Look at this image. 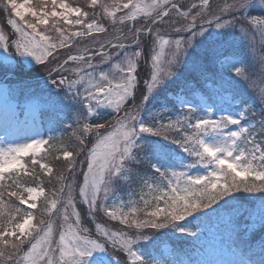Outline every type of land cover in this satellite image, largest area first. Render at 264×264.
Wrapping results in <instances>:
<instances>
[{"label":"snow or ice","instance_id":"6c2138e0","mask_svg":"<svg viewBox=\"0 0 264 264\" xmlns=\"http://www.w3.org/2000/svg\"><path fill=\"white\" fill-rule=\"evenodd\" d=\"M0 13L5 116L74 141L0 146V264H175L155 259V233L199 239L203 223L184 222L210 213L247 257L229 264H264V0H0ZM209 81L231 103L191 104Z\"/></svg>","mask_w":264,"mask_h":264},{"label":"rangeland","instance_id":"374dc122","mask_svg":"<svg viewBox=\"0 0 264 264\" xmlns=\"http://www.w3.org/2000/svg\"><path fill=\"white\" fill-rule=\"evenodd\" d=\"M183 1L187 2L189 0H181V2ZM89 2L90 0H81L80 6L87 9V5ZM104 2L111 4L112 0H104ZM89 11L91 14V10ZM1 14L2 13H0V23H3L6 20L7 14H5L3 17H1ZM119 15H122V13L117 12V16ZM166 25L168 26V24L162 26L164 32L170 33L173 37H175L176 33L172 32V29H166ZM209 30L211 31L212 29L210 28ZM118 34H119V29H117V31L109 32L108 34L105 35L104 38L112 39L115 38V36H117ZM89 42H91V38H89ZM81 46H83V44ZM236 46H239V41L235 43L234 47ZM32 68L38 69L41 75V71H42L41 66L35 65L33 63L26 70L31 71ZM3 75H4L3 69L0 68V81L3 80ZM167 95L169 100L172 99L173 101H175V95L171 94V92H168ZM187 98L191 104L197 105L201 108L205 106L212 107L213 105L219 107L221 104H224L226 102L231 103L230 97H228V95H225L222 99V97L215 96V94L209 95L208 93L203 91H197L195 93H192ZM241 107L244 106L241 105ZM177 108H179L178 103H177ZM213 110L215 111V108H213ZM153 111L157 112L158 109H153ZM217 115H219L218 112ZM111 117L112 114L110 110H108L103 112L100 119L109 120L111 119ZM48 125L49 127L45 129L44 127H47L46 121L41 123L40 118L37 117L36 121L34 122L31 115L22 116L20 117L19 121H17L11 115H8L6 117L3 108V101L0 100V146L7 145L9 143H23L28 141L29 138L33 136H35L36 138H44V139L53 137L55 138L54 142H56L60 140L61 137L64 140V138L69 132V130L66 129L61 124L48 122ZM71 142L74 143V141ZM121 190L120 192L124 191V193H118V195L127 199L126 196L127 189L125 188L123 190L122 188ZM237 195L247 196V194H237ZM185 225L186 227L195 230V228L191 226L189 223L188 224L185 223ZM204 230L205 232L203 234H200L198 232V236L200 237L199 239L181 233L173 234L174 238L178 240L186 241V243H189V245H194L192 247L194 251L193 253V257L195 258L194 260H191L193 257H185V256H180L179 258H175L173 256L171 246L168 244H164L161 247L160 252L154 251L153 254L155 256V259L160 261H175V264H229V262L234 261L235 259L233 258V250L227 244L226 238H223L220 231L216 230V228H210V227ZM160 231L166 232V229ZM190 240H194V242Z\"/></svg>","mask_w":264,"mask_h":264},{"label":"trees","instance_id":"16d2710c","mask_svg":"<svg viewBox=\"0 0 264 264\" xmlns=\"http://www.w3.org/2000/svg\"><path fill=\"white\" fill-rule=\"evenodd\" d=\"M197 1L198 0H189L187 2H184L183 1L182 3H185L187 5H190L192 2H197ZM69 2L80 6L81 0H69ZM5 14L6 13H2L1 14V17H3ZM166 29H172L171 25L170 24H168V26L166 25ZM150 48H151V44H149V49ZM234 49L237 50V51H239L240 50V45L234 47ZM44 75H46V73H44L43 70H42L40 76H44ZM208 83L211 84V87L216 88V90H217L218 93H220V94L226 93V92H219L218 91V84H213L212 81H209ZM169 92H171V93H173V95H175L176 94L175 86H173L172 88H170L169 89ZM203 92H206V93L209 94V93L212 92V90H209L208 86L207 85H204ZM238 92H239L240 97L248 102L247 106L249 108H252L253 106H255V110L258 113L259 112V104L256 102L254 96L250 92H248L247 89H245L243 87H239L238 88ZM63 141L64 142H67V143L68 142H71L70 141V137H69L68 134L66 135V137L64 138ZM54 155H56V153H54L51 156H49L48 157V160L54 166V171H56V170H59V168L62 166V164L64 162H63L62 159H61V161H55L53 159ZM27 182L31 183V180H28ZM46 186H48V185H46ZM124 189L125 188H123V190ZM118 193H124V191L123 192H120L119 191ZM255 195H259V194H255ZM255 195L254 196H249V197L247 196V199L241 200L240 203H243L245 205V207H247L248 206V200L254 199L255 198ZM220 203L222 204L223 201H221ZM214 207L219 208L220 205H214ZM207 211L211 212V209H208ZM221 212L224 213V216L225 217L227 216V211L226 210L222 209ZM200 215L202 216L203 214H200ZM194 222L203 223V226H206V225H209V224L212 226L214 223H217L220 230L222 229V230H225V232H227L226 231V226L221 221L220 216L219 215L218 216H215L214 213H210L209 216L203 222L202 221H197L196 219H194L192 217H189L184 223H186V224L189 223L191 226H193L192 224ZM173 234H174L173 233V230H171V229H166V232L159 231V232L155 233V236L158 238V240H157V250L155 252H158L159 251V249H160L159 246H160V243H162V242H164V243L166 242V243L170 244L172 246V248L174 250H177V251H185V250H187L190 245L188 243H186V241H182V240H178V239L174 238ZM256 252L258 253V249H256ZM238 255L241 256L239 252H238ZM242 258L246 259L247 257H242ZM253 258H258V256H254Z\"/></svg>","mask_w":264,"mask_h":264}]
</instances>
